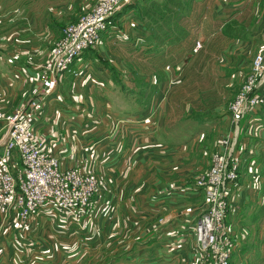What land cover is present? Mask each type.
I'll use <instances>...</instances> for the list:
<instances>
[{"label":"crops","instance_id":"0c3cea01","mask_svg":"<svg viewBox=\"0 0 264 264\" xmlns=\"http://www.w3.org/2000/svg\"><path fill=\"white\" fill-rule=\"evenodd\" d=\"M177 3L185 4L186 15L160 2L158 9L141 10L143 6L134 4L131 9L140 15L127 17L126 12V17L112 20L102 36L104 44L82 54L71 71L60 73L53 93L41 101L35 132L63 170L78 167L98 176L92 216L84 221L96 225L100 247L111 246L112 254L128 257L133 251L145 252L147 264L197 261L192 229L203 195L196 181L203 167L209 168L216 149L208 126L226 120L240 89L235 75L241 76L243 63L257 49L264 25V0ZM86 10L87 0H0V110L10 114L43 98L44 64L61 29ZM194 29L218 41H207L204 51L194 53L200 41ZM241 47L244 54H237L234 50ZM211 52L220 57L223 77L213 78ZM187 60L194 62L191 69L179 73L174 67ZM119 98L126 107L118 106ZM177 114L193 118L195 138L184 140L181 133L178 140L168 139L179 129ZM123 117L131 124L121 125ZM254 122L261 124L257 123L256 136L242 135L240 178L230 190L231 264H264V107ZM246 126L253 133L251 124ZM3 151L0 147V162ZM12 163L16 174L23 170L17 152ZM54 211L48 205L32 215L27 230H37V218L57 221L52 219ZM61 214L75 223L88 216ZM7 218L18 219L14 213ZM125 236L136 237L131 252L115 248Z\"/></svg>","mask_w":264,"mask_h":264},{"label":"built area","instance_id":"2783aa9c","mask_svg":"<svg viewBox=\"0 0 264 264\" xmlns=\"http://www.w3.org/2000/svg\"><path fill=\"white\" fill-rule=\"evenodd\" d=\"M131 1L99 0L89 14L63 31L52 51L53 61L44 69L43 98L10 114L0 111V124H3L0 147L4 150L0 162L1 214L9 216L14 213L21 221L27 222L48 205H53L61 213H72L74 217L92 213L91 200L100 190L99 178L78 167L63 170L60 160L37 140L36 124L42 112L41 101L53 93L57 76L68 70L85 50L99 42L108 21ZM202 47L198 41L193 52L198 53ZM263 107L264 51L254 59L252 72L230 107L234 130L220 145L209 170L196 181L206 203L192 229L197 264H231L227 218L232 205L230 190L240 178L241 162L236 151L240 131L244 130L241 124L244 123L245 132L248 131L250 126L246 124L253 123ZM15 152L24 167L17 174L12 163ZM89 222H82L84 229Z\"/></svg>","mask_w":264,"mask_h":264},{"label":"rangeland","instance_id":"374dc122","mask_svg":"<svg viewBox=\"0 0 264 264\" xmlns=\"http://www.w3.org/2000/svg\"><path fill=\"white\" fill-rule=\"evenodd\" d=\"M98 1L99 0H87V10L84 14L80 15L77 22L82 17L89 14L92 11V9L95 7V5L98 3ZM160 2H162V3L166 2L169 4L175 5L177 7L178 11H181V14H183V15L187 14V12L185 10L183 11V9H182L183 7H185V4H182V5L178 4L177 0H154L153 2H152V0H132L125 7L130 8L132 5L134 6V4H135V6H137V5L143 6V7H140V8H142L141 10H143V8H145V7H150L151 9H153L152 6L154 7V9H158L160 7ZM199 10H201V9H199ZM156 11H159V10H156ZM167 12L169 14H172V12L169 10H167ZM195 12L196 11L194 10L193 13H195ZM115 15L108 21L107 29H106V31H104L102 33V36H103V34H105L108 31V28H109L112 20L115 19L114 18ZM131 15H140V11L136 12V11H134V9L133 10L129 9L127 17H129ZM125 17H126V14H125ZM190 17H192V15ZM77 22L70 23V24L66 25L65 27H62L61 32H60V36L57 38L55 46L57 45V43L61 39L63 31L67 27L74 25ZM183 23L184 22L182 20L181 24H183ZM195 30L196 29H194L193 33H195V35H197V41L200 40V42L202 43V46H203L202 49L198 51V53L201 52L203 49L205 50L204 44L207 41H210V44H214L215 42L218 41V38L216 36H210L209 34L205 33L203 30H200L198 32H196ZM260 30L262 31V33L259 36L260 37L259 40L256 41V48L257 49H254L253 51L250 50L252 52L250 53V55H248L246 61L243 63V66L241 67L242 71H243V72H241L242 73L241 76L238 73L235 75L234 82L235 83L238 82L237 85L240 89H238V92L236 93V95L234 94L235 97L231 101L230 106L228 108V111L224 117V119H226V120H223L222 124L210 123L208 126V133L209 134L213 133L210 135L214 140V143H212V144L216 148V149L214 148L215 150H213L212 154H211V158H210L211 164L213 162V157H214L215 153L217 152V150L220 149V147H221L220 145H222L223 142L226 140V138H227L226 136H228L229 133L234 130L233 126L231 125L230 107H231L232 103L234 102L236 96L238 95L239 91L244 86V84L247 80V77L252 72L254 59L264 51V25L260 28ZM102 36H101L99 42L95 46H93L90 49L85 50L82 54H84L87 51L98 50L99 47L104 44V42L101 41ZM55 46H54V48H55ZM221 48L223 49L226 47H221ZM243 48L244 47H241L239 49L236 48L234 51H236L237 54L239 52L244 54L245 51H243ZM53 49H52V51H53ZM52 51L49 54V57L44 64V69L47 67V65H50L53 61ZM211 54H212L211 57L213 60L211 63L216 65L214 67V72H213L214 77L213 78L223 77L225 75V70L223 67L218 66L221 63L218 59L220 57H218V55H216L214 52H211ZM81 55L77 59H75L74 62L69 66L68 70H66L64 72L71 71V67L81 57ZM197 61L198 60H195V64L197 63ZM185 62H186L185 64H184V61L180 62L179 66H176L174 68L179 73H182V72L185 73V71L187 72L188 70L191 69L190 67H192V63H194V62H192V60L191 61L187 60ZM199 62H200V60H199ZM170 66H172V65H170ZM220 66H222V65L220 64ZM73 71L74 70H72V73H73ZM58 76H57V78H58ZM183 76H184V74H183ZM181 77L182 76L178 77L177 81H178V79L180 80ZM173 78H174V76H173ZM78 80H80V79H78ZM42 82H43V79H42ZM220 83L222 85H225L226 82L220 81ZM183 85L184 84H182V86ZM173 88H171V90ZM119 104L122 105L123 107H126L125 102L121 98H119L118 106H120ZM0 111H2V110H0ZM2 112H4V111H2ZM6 114H8V113L6 112ZM179 116H180V114H177V116L174 117L175 119H177V123L180 124L179 126L177 125V128L179 127V129L177 132L171 133V135L168 136V139L178 140V139H180L179 135L181 133L183 134L184 140L195 138L194 133H195V130L197 129V124L192 121L193 118L192 117L179 118ZM127 119L128 118L123 117L120 120L121 125H123V126L124 125H130L131 123L128 122ZM174 121L175 120L173 119V122H172L173 124H174ZM257 123L258 122L251 123L253 133H251V131L245 132V128H247V127H245L244 123L241 124V128L244 126V130L240 131V135H239V139H238V146H237V151H236L237 157L240 160V162H241V157H240L241 155H240V151H239V144H240L241 138L244 137L242 135L245 132V137H244L245 139H249V138H247V136L248 137H251L252 135L256 136L257 134L255 132H256V128H257ZM173 124L171 125L172 128H173ZM258 124H261V123L259 122ZM215 126H216V130H213L215 128ZM169 127L170 126H168V129H169ZM261 130H262V128L260 129V132H261ZM260 137H261V135H260ZM262 141H264V138L261 139V142ZM261 142L259 141V143H258V147H260V148L263 147ZM211 164H210L209 168L211 167ZM209 168L207 165H205L203 167V170H205V169L206 170L203 171L201 175L199 173L198 178L200 176H202L205 172H207L209 170ZM240 173H241V168H240ZM93 174H95V173H93ZM200 193L203 195V192L201 190H200ZM91 203H92V200H91ZM201 205H202L201 209H200L201 211L199 212L200 214L206 208L205 197L203 198V204H201ZM55 211L57 214L52 216V219H57V221L52 222L50 219L47 220V219L37 218V220H39L37 222L38 228L36 231L35 230L33 231L34 233L30 232V229L27 230V225H28L27 223L29 220L27 222H23L18 218L14 221L13 220L14 218H13L10 221L9 218H7L8 216H5V215L0 213V264H147V261H149V259L145 256V252L143 253L142 251H138V250L135 252L133 251L131 253L133 256H129V257L127 255H125L126 253L121 254V253H117L115 251L113 254H116V253L117 254L113 255L112 251H111V249H112L111 246H108V247H106V249L103 250V248L100 247V244L97 240V227H96V225L95 224L91 225L92 222H89L88 227H86V229H84L85 226L82 224V222H85L84 220L86 218L92 216L91 214L86 216L81 221V223H79V222L75 223L73 221L74 219L71 220L70 216L67 218L68 215H66V214L62 215L61 212H59L57 209H55ZM53 214H55V213H53ZM198 214H196V215H198ZM15 224L18 225L19 228H17ZM227 226H228V224H227ZM229 237H230V235H229V233H227L228 243L230 242ZM123 238H124L123 239L124 241L120 240V244L116 245L115 248L119 249L120 252H122V251H128V252L130 251L131 252V250L133 248H135L132 245H133L134 239L136 237L130 238L131 240L127 239L128 237H126V236ZM194 239H195V236H194ZM112 240H107V241L110 243ZM195 243H196V241H195ZM194 249H195V246H194ZM136 254H138V255H136ZM231 257H232V249H231ZM193 264H197V261H194Z\"/></svg>","mask_w":264,"mask_h":264},{"label":"trees","instance_id":"16d2710c","mask_svg":"<svg viewBox=\"0 0 264 264\" xmlns=\"http://www.w3.org/2000/svg\"><path fill=\"white\" fill-rule=\"evenodd\" d=\"M129 9H131V7H130V8H129V7H125V8H123L120 12H118V13L115 15L114 18H118V17L122 16L123 14H125L126 12H128ZM76 22H77V21H76ZM74 23H75V22H74Z\"/></svg>","mask_w":264,"mask_h":264}]
</instances>
